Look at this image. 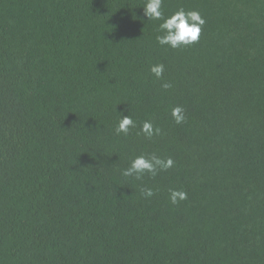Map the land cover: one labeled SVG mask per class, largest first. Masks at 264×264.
<instances>
[{
  "label": "trees",
  "instance_id": "obj_1",
  "mask_svg": "<svg viewBox=\"0 0 264 264\" xmlns=\"http://www.w3.org/2000/svg\"><path fill=\"white\" fill-rule=\"evenodd\" d=\"M145 4L0 0V264H264V0H163L205 20L177 49Z\"/></svg>",
  "mask_w": 264,
  "mask_h": 264
},
{
  "label": "clouds",
  "instance_id": "obj_2",
  "mask_svg": "<svg viewBox=\"0 0 264 264\" xmlns=\"http://www.w3.org/2000/svg\"><path fill=\"white\" fill-rule=\"evenodd\" d=\"M163 0H146V4L143 8V16L147 20L160 21L157 32L159 33L155 39L160 46H167L172 49H177L182 46L190 45L198 41L202 26L205 24V20L201 14L196 11H185L183 8L178 9L170 16H165L162 10ZM150 72L154 74L157 79H160L164 73V64L157 63L150 67ZM165 89L171 88L170 83L162 84ZM184 108L182 106H175L171 115L174 121L179 124L184 122ZM135 127V122L131 116L121 114V117L117 123L115 131L117 134H128L129 129ZM141 132L146 138L151 139L154 135H159L160 129L153 126L151 121L143 122L141 126ZM173 160L167 158L162 160L156 156L140 155L135 157L130 166L122 171V175L125 177H135V179H142L145 173L155 176L158 171L167 170L173 166ZM154 191L151 188H147L143 191V195L146 198H150L154 195ZM187 198V193L175 189L169 190V199L171 203L176 204L179 200Z\"/></svg>",
  "mask_w": 264,
  "mask_h": 264
}]
</instances>
